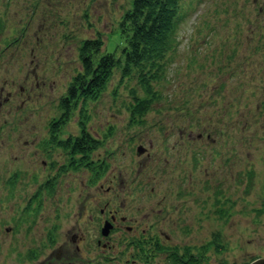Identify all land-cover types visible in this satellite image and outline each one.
Segmentation results:
<instances>
[{"label": "rangeland", "instance_id": "1", "mask_svg": "<svg viewBox=\"0 0 264 264\" xmlns=\"http://www.w3.org/2000/svg\"><path fill=\"white\" fill-rule=\"evenodd\" d=\"M131 1L0 0V264H172L157 246L199 264L264 258V0H177L149 110L131 120L140 72L113 70L52 134L89 133L102 170L59 172L70 155L49 124L83 72L79 42L111 51Z\"/></svg>", "mask_w": 264, "mask_h": 264}, {"label": "trees", "instance_id": "2", "mask_svg": "<svg viewBox=\"0 0 264 264\" xmlns=\"http://www.w3.org/2000/svg\"><path fill=\"white\" fill-rule=\"evenodd\" d=\"M177 0H132L129 7L119 19L117 39L111 51H106L96 58L102 42L97 36L95 39H84L77 47L79 60L81 61L82 76H77L69 85L65 98L60 100L59 108L61 119L53 132L60 130L65 124L70 111L74 108V101L79 96L85 99L94 98L98 91L106 87V82L113 74V70H120L121 77H128L131 72H140V83L145 87L146 97H138L132 92L133 101L129 104L131 120L143 116L155 97L149 84L150 78L156 77L162 69V59L166 52L174 45L172 35L174 33L175 19L178 12ZM115 35V36H116ZM79 84V87L76 86ZM77 92H80L77 95ZM51 132V134H53ZM54 136V137H53ZM74 140V141H73ZM51 143L66 149L72 146L71 154H85L89 149L99 146L98 142L84 132L75 139L61 140L55 135L50 137ZM158 250L164 247L157 246ZM175 261H178L176 258Z\"/></svg>", "mask_w": 264, "mask_h": 264}, {"label": "bare ground", "instance_id": "3", "mask_svg": "<svg viewBox=\"0 0 264 264\" xmlns=\"http://www.w3.org/2000/svg\"><path fill=\"white\" fill-rule=\"evenodd\" d=\"M107 83V82H106ZM105 83V84H106ZM78 162L76 160H72L71 162H68V164H64L63 166L60 167L61 171L67 170L69 171V169H72L73 164H77ZM82 164V161H79V163L77 164L78 166Z\"/></svg>", "mask_w": 264, "mask_h": 264}, {"label": "flooded vegetation", "instance_id": "4", "mask_svg": "<svg viewBox=\"0 0 264 264\" xmlns=\"http://www.w3.org/2000/svg\"><path fill=\"white\" fill-rule=\"evenodd\" d=\"M82 132L86 133L85 131H82ZM82 132H81V133H82ZM80 136H81V134L78 135V137H80ZM78 137H75V138H78ZM75 138H72V139H75ZM73 141H74V140H73ZM71 147H72V146H69V150L73 152V150L70 149ZM69 150H68V151H69ZM75 157H77L76 154H75ZM114 212H115V211H112V213H114ZM101 213H102V212H101ZM113 216H114V215L110 214V220H111V219L113 220ZM122 219H123V217H122ZM117 226H118V225H117ZM118 227H119V226H118ZM108 236H109V235H108ZM108 236H106V237H108Z\"/></svg>", "mask_w": 264, "mask_h": 264}, {"label": "water", "instance_id": "5", "mask_svg": "<svg viewBox=\"0 0 264 264\" xmlns=\"http://www.w3.org/2000/svg\"><path fill=\"white\" fill-rule=\"evenodd\" d=\"M249 264H264V259L258 258Z\"/></svg>", "mask_w": 264, "mask_h": 264}]
</instances>
